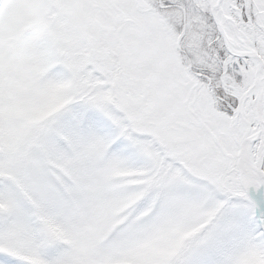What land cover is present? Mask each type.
<instances>
[{
  "label": "snow or ice",
  "instance_id": "6c2138e0",
  "mask_svg": "<svg viewBox=\"0 0 264 264\" xmlns=\"http://www.w3.org/2000/svg\"><path fill=\"white\" fill-rule=\"evenodd\" d=\"M0 264H264V0H0Z\"/></svg>",
  "mask_w": 264,
  "mask_h": 264
}]
</instances>
